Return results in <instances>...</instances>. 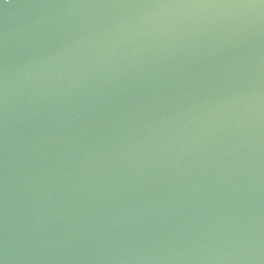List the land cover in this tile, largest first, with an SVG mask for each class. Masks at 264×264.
I'll return each instance as SVG.
<instances>
[{
  "label": "water",
  "instance_id": "1",
  "mask_svg": "<svg viewBox=\"0 0 264 264\" xmlns=\"http://www.w3.org/2000/svg\"><path fill=\"white\" fill-rule=\"evenodd\" d=\"M0 264H264V0H0Z\"/></svg>",
  "mask_w": 264,
  "mask_h": 264
}]
</instances>
